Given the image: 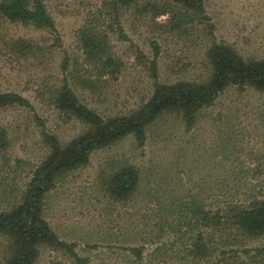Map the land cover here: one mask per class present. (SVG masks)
Here are the masks:
<instances>
[{"label": "rangeland", "instance_id": "1", "mask_svg": "<svg viewBox=\"0 0 264 264\" xmlns=\"http://www.w3.org/2000/svg\"><path fill=\"white\" fill-rule=\"evenodd\" d=\"M57 34L0 19V93L24 97L30 108L0 107L7 146L0 150V213L18 208L35 171L51 152L45 133L62 145L87 133L54 107L65 77L83 105L104 121L126 119L154 94L151 43L159 46L158 79L209 86L206 52L213 41L246 63L264 60V0H204L192 14L172 0H42ZM115 13L129 41L110 26ZM103 25L109 52L119 65L115 81L98 78L85 63L79 32ZM111 28V27H110ZM139 146L127 135L94 150L89 164L57 173L40 200V217L57 242L37 243L32 264H264V234L247 237L230 214L264 200V92L230 84L200 109L187 131L180 106L164 109L145 127ZM126 167L137 184L125 197L107 191ZM58 242L72 246L76 263ZM130 249L139 253L131 254ZM19 243L0 232V264Z\"/></svg>", "mask_w": 264, "mask_h": 264}, {"label": "trees", "instance_id": "2", "mask_svg": "<svg viewBox=\"0 0 264 264\" xmlns=\"http://www.w3.org/2000/svg\"><path fill=\"white\" fill-rule=\"evenodd\" d=\"M135 6L136 0H113ZM183 10L192 14L204 12V0H172ZM31 25L36 29H45L57 34L55 23L42 0H0V19ZM111 29L119 40L129 41L115 13L111 19ZM103 25H87L79 32V42L85 63L90 72L100 78L115 81L119 65L109 52V34ZM111 27V28H110ZM153 59L150 64V76L154 80L152 99L126 119L104 121L95 111L81 103L73 92L65 71L68 57L62 62L63 84L53 98L54 107L67 119H75L88 125V132L73 138L62 145L54 135L45 133L44 144L49 148V158L35 171L24 194V201L18 208L0 213V232L14 236L19 243L15 256L5 264H32L38 257L37 243L40 241L57 242V238L47 223L40 217V200L54 188L55 176L64 169H71L89 164V157L94 150L107 147L127 135H133L139 146L145 143V127L156 119L166 108L180 106L184 110L186 130L195 124L196 113L210 107L216 95L228 83L249 84L264 92V60L246 63L240 56L213 41L206 52V64L212 70L213 78L209 86H194L178 83L165 88L158 79L159 46L151 43ZM17 105L30 108V103L15 93H0V107ZM7 146V132L0 128V150ZM137 184V172L133 167H126L111 179L107 191L112 197H125ZM231 225L247 237H259L264 234V200L251 203L247 208L235 210L230 214ZM59 247L67 250L76 263L83 262L73 251L72 246L58 242ZM131 254L139 250L130 249ZM259 252L264 255V247Z\"/></svg>", "mask_w": 264, "mask_h": 264}]
</instances>
